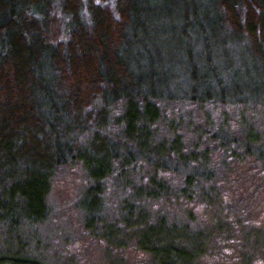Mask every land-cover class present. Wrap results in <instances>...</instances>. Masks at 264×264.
<instances>
[{"label": "trees", "instance_id": "16d2710c", "mask_svg": "<svg viewBox=\"0 0 264 264\" xmlns=\"http://www.w3.org/2000/svg\"><path fill=\"white\" fill-rule=\"evenodd\" d=\"M206 21L216 45L231 54L245 50L263 83L248 100L263 105L264 0H0V213H6L0 220L6 221L13 207L17 228L42 223L56 171L79 163L88 179L83 195L89 202L78 204L88 233L100 238L97 223L100 231L110 228L95 213L103 207L107 181L116 175L131 194L120 201V214L112 222L133 229L118 247L133 245L154 264H195L223 244L248 246V227L238 220L232 225L237 207L223 212L217 203L209 226H201L191 213L185 221L173 220L165 210L174 206L169 200L154 214L147 207L172 194L159 171L183 176L176 192L186 199L209 179L198 169L166 168L148 157L172 149L153 142L160 102L218 101L169 86L163 69L175 66L173 60L185 67L183 53L198 67L190 56L191 35L196 29L207 40ZM164 28L171 29L167 46L157 41ZM213 48L207 44V55ZM151 50L159 74L139 75L138 58L150 60ZM225 100L232 102L224 97L218 102ZM82 135L89 136L83 144ZM232 142L240 149L247 145L236 137L220 145ZM138 161L152 168H130ZM137 169L151 175L147 182L130 184L128 171ZM203 191L200 197L211 202L215 196Z\"/></svg>", "mask_w": 264, "mask_h": 264}, {"label": "rangeland", "instance_id": "374dc122", "mask_svg": "<svg viewBox=\"0 0 264 264\" xmlns=\"http://www.w3.org/2000/svg\"><path fill=\"white\" fill-rule=\"evenodd\" d=\"M204 23L207 40H202L201 33L196 29L191 35L193 54L190 56L198 67L192 66L189 54L183 53L185 67L176 66L174 60L175 66H163L168 75V85L195 90L202 96L210 94L211 100L232 98V102L200 104L181 98L160 102L162 117L152 126L155 134L153 142L162 144L165 151L172 149L163 154L158 151L156 156L148 157L150 163L160 162L166 168L206 172L205 176L209 179L200 184L199 189L201 192L207 189L215 197L209 202L208 197L202 199L199 189H195L191 199L182 198L176 191L182 188L180 182L183 176L159 171L158 176L168 180L172 194L153 204L149 202L147 207L154 214L157 210L161 211L164 200H169L174 206L165 207V210L169 209L173 220L185 221L191 213L201 226L211 224L210 216L217 203L223 212L237 207L239 212L232 225L236 227L234 223L238 220L241 226L248 227L250 244L245 247L223 244L224 248L210 249L195 264H264V104H252L248 100L253 96L254 89L263 83L245 50H232L231 54L228 48L216 45V40L211 39V23ZM159 33L161 36L157 41L167 46L171 29H159ZM208 43L215 49L210 55L206 53ZM168 57L165 56V60L171 58ZM138 59L139 75L151 70L159 74L160 67L152 50L150 60ZM88 137L81 136L82 144ZM233 137L246 142L247 145H241V149L248 147L252 151L247 154L233 142L227 147L220 145L221 141L231 142ZM174 141L177 144H173ZM133 155L139 157L140 154ZM130 168L152 167L138 161ZM128 173V181L135 185L141 180L147 182V176L151 175L138 169L135 173ZM113 178L106 183L102 209L95 213L99 220L108 221L105 226H110L100 231V223L95 224L97 233L100 232L99 238L96 233H88L84 228L85 215L78 208L80 202H89L83 195L88 186L83 168L74 163L57 170L47 198L49 213L42 223L17 228L13 222L18 212H13V207L6 221L0 220V264H154L147 253L133 245L118 247L131 236L133 229L112 221L120 214V201L131 194V189L124 188V180L116 175ZM0 214L6 217L5 210Z\"/></svg>", "mask_w": 264, "mask_h": 264}]
</instances>
